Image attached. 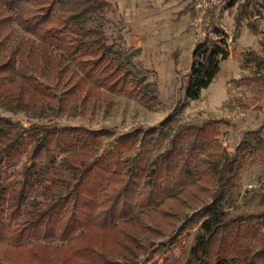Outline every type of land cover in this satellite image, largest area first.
<instances>
[{"label": "trees", "instance_id": "1", "mask_svg": "<svg viewBox=\"0 0 264 264\" xmlns=\"http://www.w3.org/2000/svg\"><path fill=\"white\" fill-rule=\"evenodd\" d=\"M115 11L107 0H0V104L57 118L105 94L157 105L151 71L136 67L140 49L108 39L102 23ZM252 16L242 4L236 21ZM215 34L194 50L186 100L160 127L122 134L106 152L107 129L27 127L0 115V264H139L153 239L196 228L186 264H264V211L229 215L243 170L264 147V126L245 133L231 156L218 137L223 119L180 124L155 155L229 59V36ZM250 54L263 70L264 55ZM42 64L39 83L29 72ZM195 203L204 206L190 216Z\"/></svg>", "mask_w": 264, "mask_h": 264}, {"label": "rangeland", "instance_id": "2", "mask_svg": "<svg viewBox=\"0 0 264 264\" xmlns=\"http://www.w3.org/2000/svg\"><path fill=\"white\" fill-rule=\"evenodd\" d=\"M246 3L253 16L245 17L238 24L236 17L242 4ZM228 5L229 2L204 17L196 12L191 22L189 16L183 21L185 26L188 25L187 35L172 36L169 30L158 32L161 37L154 46L135 57L138 71H151L149 81L159 95V102L154 107L146 108L138 100L124 95L105 94L102 98L92 96L88 102H83V99L73 102L70 114L62 118H57L50 109L43 116H30L20 108L11 112L2 104L0 115L10 116L27 127L69 125L91 131L107 129L112 136L102 139V152H106L122 134L135 129L160 127L173 114L178 102L186 100L194 50L204 41L216 39L215 32L221 28L229 36V59L222 62L220 73L202 92L201 98L189 103L178 122L169 130L164 146L155 155L165 152L180 124L223 119L227 123L218 127L219 141L222 151L234 156L245 133L264 126V69L259 70L255 62L248 61L250 53L264 55V0H239L233 7ZM99 24V21L93 23L94 26ZM102 25L110 42L117 41L121 48L129 52L134 49H130L124 39L127 28L119 10L108 14ZM46 71L42 64L39 73L30 71L29 75L35 76L39 83H44ZM25 160L16 169L21 168ZM240 179L238 203L229 209V215L264 211V147L251 157ZM189 206L188 213L192 216L204 205L195 203ZM196 233L197 228L184 231L181 236L175 232L167 237L153 239L155 246L141 255L139 264H186ZM248 242L260 247L256 239Z\"/></svg>", "mask_w": 264, "mask_h": 264}, {"label": "crops", "instance_id": "3", "mask_svg": "<svg viewBox=\"0 0 264 264\" xmlns=\"http://www.w3.org/2000/svg\"><path fill=\"white\" fill-rule=\"evenodd\" d=\"M122 15L127 30L124 39L130 49L148 52L161 37V31L169 30L175 34L187 35V26L194 18L189 7L193 8L195 0H107ZM196 12V11H195ZM190 16V17H189ZM190 24V23H188ZM250 132V131H247Z\"/></svg>", "mask_w": 264, "mask_h": 264}, {"label": "built area", "instance_id": "4", "mask_svg": "<svg viewBox=\"0 0 264 264\" xmlns=\"http://www.w3.org/2000/svg\"><path fill=\"white\" fill-rule=\"evenodd\" d=\"M230 0H195L193 8L195 11L204 17L210 12H214L226 5Z\"/></svg>", "mask_w": 264, "mask_h": 264}]
</instances>
